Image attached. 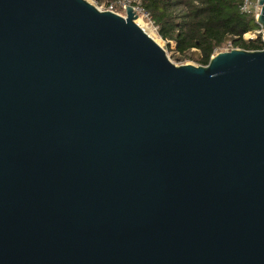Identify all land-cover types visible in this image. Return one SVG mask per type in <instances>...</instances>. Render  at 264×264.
Instances as JSON below:
<instances>
[{"label":"water","instance_id":"obj_1","mask_svg":"<svg viewBox=\"0 0 264 264\" xmlns=\"http://www.w3.org/2000/svg\"><path fill=\"white\" fill-rule=\"evenodd\" d=\"M122 8L0 0V264H264V0L204 66Z\"/></svg>","mask_w":264,"mask_h":264},{"label":"trees","instance_id":"obj_2","mask_svg":"<svg viewBox=\"0 0 264 264\" xmlns=\"http://www.w3.org/2000/svg\"><path fill=\"white\" fill-rule=\"evenodd\" d=\"M112 2L114 0H104ZM158 37L172 42L181 60L207 64L223 44L246 51L260 50V35L245 41L242 36L259 27L251 14L239 10L241 0H138Z\"/></svg>","mask_w":264,"mask_h":264},{"label":"built area","instance_id":"obj_3","mask_svg":"<svg viewBox=\"0 0 264 264\" xmlns=\"http://www.w3.org/2000/svg\"><path fill=\"white\" fill-rule=\"evenodd\" d=\"M257 1L258 0H241L239 10L242 13L251 14L253 16V18L255 19V10H256V6H257ZM124 6L130 7L132 9V12L134 11V14L136 15V17L140 16V15L148 17L147 13H145L140 8L138 0H114L112 2H105L103 4H100L98 6H93V7L97 11L109 12V13H112V14L120 17L121 12L125 13L124 8H122ZM153 28H154V30H156L155 27H153ZM258 35H260V38L263 36L262 30L260 28L253 31V32L245 33L242 36V39L245 41H250V40H254L256 38V36H258ZM168 44H172V42L169 41ZM232 49H234V47H232V45L229 42H227L224 45H222L220 48L215 50V52L212 55L219 53V52H228Z\"/></svg>","mask_w":264,"mask_h":264},{"label":"rangeland","instance_id":"obj_4","mask_svg":"<svg viewBox=\"0 0 264 264\" xmlns=\"http://www.w3.org/2000/svg\"><path fill=\"white\" fill-rule=\"evenodd\" d=\"M89 4H91L92 6H98L100 4H103L105 3L104 0H86ZM140 15V14H139ZM141 16V15H140ZM138 16V18L140 20H142L145 25L144 27H151L152 30L155 32V35H156V38H157V43H158V46L161 47L164 52H165V55L166 57L168 58V60L176 65V66H179V65H185V64H189V65H193V66H199L197 65L193 60H188V59H185V60H181V58L179 57V55H177L176 53H174V45L172 44H166L165 41L161 40L158 35L156 34V30H154V26L151 24L150 20L148 19V17H145V16ZM139 27L143 25L141 23H139L138 25ZM224 45V44H223Z\"/></svg>","mask_w":264,"mask_h":264},{"label":"bare ground","instance_id":"obj_5","mask_svg":"<svg viewBox=\"0 0 264 264\" xmlns=\"http://www.w3.org/2000/svg\"><path fill=\"white\" fill-rule=\"evenodd\" d=\"M137 18H138V16H137ZM139 19V18H138ZM140 20V19H139ZM142 21V20H141ZM143 22V21H142ZM136 26H137V28L145 35V36H147L150 40H152L154 43H156L157 45H158V43H157V38H156V35H155V32L152 30V28L151 27H144V25H145V23H144V25H143V27L142 26H138L139 25V23H137V22H133Z\"/></svg>","mask_w":264,"mask_h":264}]
</instances>
